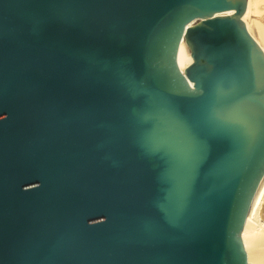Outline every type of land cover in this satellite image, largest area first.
<instances>
[{
	"label": "water",
	"instance_id": "obj_1",
	"mask_svg": "<svg viewBox=\"0 0 264 264\" xmlns=\"http://www.w3.org/2000/svg\"><path fill=\"white\" fill-rule=\"evenodd\" d=\"M247 3L0 0V264H252Z\"/></svg>",
	"mask_w": 264,
	"mask_h": 264
},
{
	"label": "bare ground",
	"instance_id": "obj_2",
	"mask_svg": "<svg viewBox=\"0 0 264 264\" xmlns=\"http://www.w3.org/2000/svg\"><path fill=\"white\" fill-rule=\"evenodd\" d=\"M243 20L251 35L264 50V0H248ZM178 61L182 70L193 61L184 40L180 45ZM242 238L249 261L252 264H264V176L252 201L242 230Z\"/></svg>",
	"mask_w": 264,
	"mask_h": 264
}]
</instances>
